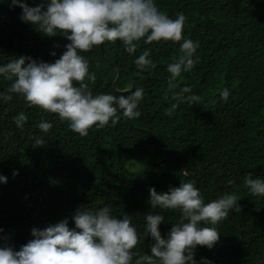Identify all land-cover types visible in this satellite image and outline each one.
I'll return each instance as SVG.
<instances>
[{
    "label": "trees",
    "instance_id": "1",
    "mask_svg": "<svg viewBox=\"0 0 264 264\" xmlns=\"http://www.w3.org/2000/svg\"><path fill=\"white\" fill-rule=\"evenodd\" d=\"M35 7L47 0H26ZM166 15L187 17L184 36L199 41L192 70L177 79L201 96L202 105L181 103L171 114L175 101L168 87L167 65L179 56V43L140 42L129 54L120 41L105 42L80 53L89 62L95 81H87L94 95L121 93L114 89L118 71L120 90L143 87L145 95L130 121L122 116L116 126H93L85 137L73 132L67 121L37 106H29L21 95L8 93L12 81L0 76V228L17 250L33 239V227L43 228L67 218L78 207L96 210L109 206L120 217L127 213L142 233L148 213L164 215L163 236L177 223L181 212L151 208L149 189L158 192L194 183L205 202L235 192L241 212L216 225L221 243L218 250L197 246L195 259L212 264H264V197L253 196L244 184L245 176L264 178V0H155ZM22 9L10 0H0V65L21 55L54 63L70 43L63 34L48 37L21 20ZM59 45V47H56ZM146 49L155 67L143 70L141 78L135 59ZM56 55L53 56L52 53ZM78 86V85H77ZM227 88V102L220 90ZM174 91H179L175 89ZM127 95V93H125ZM204 105H207L204 106ZM24 112L23 128L14 118ZM47 120L53 127L43 133L38 125ZM151 131V132H150ZM153 133V134H152ZM155 138L153 157L151 143ZM45 146L33 148L35 138ZM167 159L159 163L160 160ZM183 162L195 178L182 172ZM19 174L14 176L13 173ZM234 181L229 185L228 181ZM203 226V222H202ZM211 226V225H209ZM152 240L141 239L134 251L148 252ZM246 259V260H245Z\"/></svg>",
    "mask_w": 264,
    "mask_h": 264
},
{
    "label": "clouds",
    "instance_id": "2",
    "mask_svg": "<svg viewBox=\"0 0 264 264\" xmlns=\"http://www.w3.org/2000/svg\"><path fill=\"white\" fill-rule=\"evenodd\" d=\"M10 5L20 7L21 20L34 25L37 31L48 37L63 34L70 43L54 63L21 55L0 65V76L12 81L7 92L21 95L29 106L57 114L80 136H87L93 126L104 128L110 122L116 126L121 113L129 120L141 116L137 109L145 95L143 87L125 89L119 95H94L86 83V80L94 82L96 76L89 72V62L80 53L105 42L120 41L129 54L138 50L142 40L144 44L179 43V56L167 65L170 74L167 83L173 90L175 103L166 114L171 115L181 103L202 105L201 96L193 93L190 86L181 88L177 83L182 73L193 69L200 46L199 41L184 36L187 20L184 13L173 19L157 7L155 0H47L35 7L26 0H10ZM150 55L151 50L146 49L135 59L138 69L135 75L143 78V70L156 66ZM177 88L179 91H174ZM229 96L227 88L220 90V100L227 102ZM12 98L10 94L0 95L5 102ZM27 120L24 112L14 118L21 129ZM38 127L48 133L53 125L41 120ZM32 146L43 147L45 141L37 137ZM184 175L189 172L186 170ZM0 182L6 184L8 178L0 174ZM233 183L228 181L229 185ZM244 184L253 196L264 197V178H254L248 173ZM149 194L151 208L181 212L167 236L160 231L165 220L162 214L148 213L140 233L127 213L117 217L109 206L96 210L81 206L71 217L75 227H70L67 218L43 228L33 227V239L19 250L9 242L10 237L0 235V264H212L207 259L200 262L195 259L196 247L214 248L221 236L216 225L229 216L230 210L236 213L242 210L235 192H226L206 203L199 188L191 182L181 181L178 187L163 192L152 187ZM3 231L0 228V233ZM148 237L152 240L150 254L134 251L141 239Z\"/></svg>",
    "mask_w": 264,
    "mask_h": 264
},
{
    "label": "water",
    "instance_id": "3",
    "mask_svg": "<svg viewBox=\"0 0 264 264\" xmlns=\"http://www.w3.org/2000/svg\"><path fill=\"white\" fill-rule=\"evenodd\" d=\"M101 49H102V55L107 59V57H106V55H105V51H104V44L103 45H101ZM120 75H121V72L120 71H118V74H117V77H116V79H115V81H114V89L117 91V92H119V93H122V92H124V90H120L119 88H118V82H119V79H120ZM129 90H132V89H129ZM127 119V118H126ZM127 121L129 122V124L131 125V126H134V124L129 120V119H127ZM151 132V131H150ZM153 134V133H152ZM154 146H155V138H154V135H153V139H152V143H151V148H150V154H151V156L153 157V150H154ZM169 158H172V157H168V158H165V159H162V160H160L159 161V163H161V162H165L167 159H169ZM188 171V168H187V165H186V163L185 162H183V169H182V172L184 173L185 171ZM189 172V171H188ZM189 177H192V178H195L196 176H195V174H192V173H190L189 172V175H188ZM232 211V213H233V217H234V220H235V215H234V210H231ZM242 231H241V237H240V239L237 241V242H234V243H230V242H225V243H221V244H219V245H217L216 247H215V249H214V254H215V256L219 259V260H221V261H228V259H221V258H219V255H218V250H219V248L221 247V246H223V245H238L241 241H242V239H243V236H242ZM246 260V259H245ZM258 261V263L259 264H262L259 260H257Z\"/></svg>",
    "mask_w": 264,
    "mask_h": 264
}]
</instances>
